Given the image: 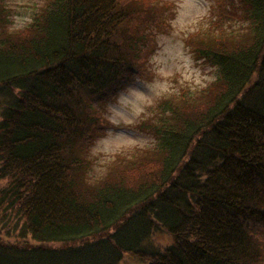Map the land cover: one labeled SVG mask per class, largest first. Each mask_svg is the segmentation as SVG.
I'll list each match as a JSON object with an SVG mask.
<instances>
[{
	"label": "trees",
	"instance_id": "trees-1",
	"mask_svg": "<svg viewBox=\"0 0 264 264\" xmlns=\"http://www.w3.org/2000/svg\"><path fill=\"white\" fill-rule=\"evenodd\" d=\"M154 2L46 0L11 32L0 0V264H264V0L190 34L216 79L163 96L135 124L153 146L87 176L95 104L149 75Z\"/></svg>",
	"mask_w": 264,
	"mask_h": 264
},
{
	"label": "rangeland",
	"instance_id": "rangeland-1",
	"mask_svg": "<svg viewBox=\"0 0 264 264\" xmlns=\"http://www.w3.org/2000/svg\"><path fill=\"white\" fill-rule=\"evenodd\" d=\"M3 1L7 28L19 30L28 25L26 19L30 17L32 20L33 11L43 6L46 0ZM229 1L155 0L152 3L147 17H153L155 21L147 27V31L153 35L156 46L144 64L149 75L135 78L116 98L102 107L95 104L109 124L105 134L97 137L85 154L90 161L87 176L99 178L118 153L153 146V136L136 128L135 124L163 96L179 94L183 89L196 92L216 79V67L198 57L187 47L186 41L194 32L212 31V22L219 7L228 8ZM1 115L0 109L2 118ZM172 240L164 233H158L153 238L155 245L169 244ZM128 255L125 254L121 264H145Z\"/></svg>",
	"mask_w": 264,
	"mask_h": 264
},
{
	"label": "clouds",
	"instance_id": "clouds-1",
	"mask_svg": "<svg viewBox=\"0 0 264 264\" xmlns=\"http://www.w3.org/2000/svg\"><path fill=\"white\" fill-rule=\"evenodd\" d=\"M14 7V6H13ZM26 23H31V18L30 17H28L27 19H26ZM18 29H10V31L11 32H15V31H17Z\"/></svg>",
	"mask_w": 264,
	"mask_h": 264
}]
</instances>
